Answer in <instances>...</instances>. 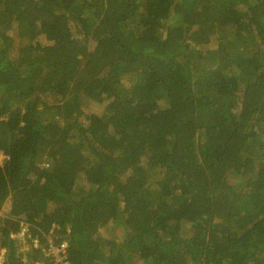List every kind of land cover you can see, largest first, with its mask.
<instances>
[{"label": "trees", "instance_id": "trees-1", "mask_svg": "<svg viewBox=\"0 0 264 264\" xmlns=\"http://www.w3.org/2000/svg\"><path fill=\"white\" fill-rule=\"evenodd\" d=\"M0 153L6 264H264V0H0Z\"/></svg>", "mask_w": 264, "mask_h": 264}, {"label": "built area", "instance_id": "built-area-1", "mask_svg": "<svg viewBox=\"0 0 264 264\" xmlns=\"http://www.w3.org/2000/svg\"><path fill=\"white\" fill-rule=\"evenodd\" d=\"M3 218H4L3 212L0 211V219H3ZM0 234L2 235L1 231H0ZM5 238L7 241L11 242L13 244V247L17 248V250L20 252L21 250L23 251L25 249H29L31 246L33 248L41 247V243L39 242V239L34 237V235L30 231L29 225L26 223H21L17 231H9ZM28 240H30L31 243H27ZM51 240L52 238L47 237V243L43 247L42 251L45 253V256L47 255L53 256L54 261L56 263L61 262L62 258L59 256V254H64L66 244L65 242H61L59 245H55L52 243ZM2 241H3L2 238H0V264H6L7 263V256H6L7 248H5L2 245Z\"/></svg>", "mask_w": 264, "mask_h": 264}, {"label": "rangeland", "instance_id": "rangeland-1", "mask_svg": "<svg viewBox=\"0 0 264 264\" xmlns=\"http://www.w3.org/2000/svg\"><path fill=\"white\" fill-rule=\"evenodd\" d=\"M102 109H103L102 106L90 104V106L86 107L85 111L87 112L86 115H88V114H90V112H92V113H99V112L102 111ZM83 119L85 120V118H83ZM4 159H5V156L2 153H0V166H2V163H3ZM111 228H114V227H111ZM113 230L116 233V235L118 236V238L121 239V236H122L121 229L120 228H117L116 230L115 229H113Z\"/></svg>", "mask_w": 264, "mask_h": 264}]
</instances>
